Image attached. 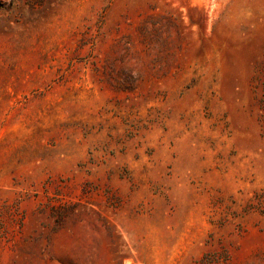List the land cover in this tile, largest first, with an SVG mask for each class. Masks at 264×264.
<instances>
[{"label": "rangeland", "instance_id": "rangeland-1", "mask_svg": "<svg viewBox=\"0 0 264 264\" xmlns=\"http://www.w3.org/2000/svg\"><path fill=\"white\" fill-rule=\"evenodd\" d=\"M0 264H264V0H0Z\"/></svg>", "mask_w": 264, "mask_h": 264}, {"label": "bare ground", "instance_id": "bare-ground-1", "mask_svg": "<svg viewBox=\"0 0 264 264\" xmlns=\"http://www.w3.org/2000/svg\"><path fill=\"white\" fill-rule=\"evenodd\" d=\"M193 2V1H192Z\"/></svg>", "mask_w": 264, "mask_h": 264}]
</instances>
